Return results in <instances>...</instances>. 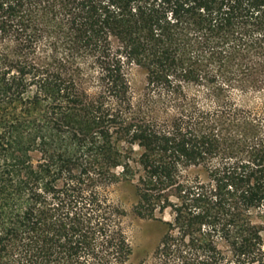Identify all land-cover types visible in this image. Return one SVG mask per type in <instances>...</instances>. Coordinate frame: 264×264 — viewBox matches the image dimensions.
<instances>
[{
    "label": "trees",
    "instance_id": "obj_1",
    "mask_svg": "<svg viewBox=\"0 0 264 264\" xmlns=\"http://www.w3.org/2000/svg\"><path fill=\"white\" fill-rule=\"evenodd\" d=\"M260 88L264 0H0V264H130L122 181L157 264H264Z\"/></svg>",
    "mask_w": 264,
    "mask_h": 264
},
{
    "label": "rangeland",
    "instance_id": "obj_2",
    "mask_svg": "<svg viewBox=\"0 0 264 264\" xmlns=\"http://www.w3.org/2000/svg\"><path fill=\"white\" fill-rule=\"evenodd\" d=\"M130 76L134 91L138 95L143 90L146 82L145 72L140 67L134 66ZM236 97H239L238 99H240L241 103L249 104L252 101H257L262 104L264 103V88L250 91L248 95L238 93ZM109 193L111 198L121 204L127 211L124 227L134 248L130 264H140L141 262L157 264L155 253L163 233L164 227L162 223L136 214L134 209L136 204L134 188L129 183L124 181L115 183L109 187ZM165 218L170 219L169 212L166 213Z\"/></svg>",
    "mask_w": 264,
    "mask_h": 264
}]
</instances>
